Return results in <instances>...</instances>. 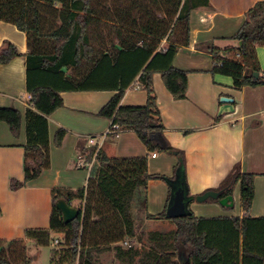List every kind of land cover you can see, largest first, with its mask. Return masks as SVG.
Returning <instances> with one entry per match:
<instances>
[{
  "label": "trees",
  "instance_id": "trees-1",
  "mask_svg": "<svg viewBox=\"0 0 264 264\" xmlns=\"http://www.w3.org/2000/svg\"><path fill=\"white\" fill-rule=\"evenodd\" d=\"M145 1L162 6L166 10L165 18H153ZM110 3L111 7H107L106 0H0V21L25 33L29 49L27 91L32 108L26 111L25 117L24 180H11L12 191L22 189L50 168L48 117L64 106V92H116L97 116L111 120V127L117 125L121 131L134 132L149 152L172 153L178 159L173 176L167 177L149 174L148 156L109 158L100 150L84 189L52 191L49 231L65 234L69 250L65 255L54 251L51 264H76L77 261L78 264H101L96 255L110 250L118 260L128 264H180L183 243L188 257L185 264H239L241 250L244 264H264V218H197L189 210L191 201L187 203L185 217H167L176 185H183L188 193L186 161L183 152L167 142L163 147L158 140L163 137L164 126L153 75L161 74L175 100L186 99L188 72L175 68L173 62L179 47L190 43L191 12L208 5V0L198 3L111 0ZM177 28L183 32L182 40L176 34ZM232 39L241 42V47L220 50L212 44L207 46L214 61L211 74L231 77L237 90L264 85L257 56V48L264 47V1L246 13L244 25ZM18 56V49L10 41L2 42L0 65ZM135 82L146 91L148 102L145 106H123L122 98ZM0 122L6 123L15 137L19 136L22 116L18 110L0 108ZM67 133L65 129L57 131L55 146L62 145ZM95 152L96 147L81 150L88 162ZM150 180L164 181L169 187V199L163 213L147 214L146 219L169 221L175 229L169 233H151L143 240L138 226ZM238 183L242 209L248 213L254 200V175L242 173L236 167L215 191L220 192V198L231 196ZM59 199L84 203L76 220L64 224L61 212L55 207ZM25 237L45 245L49 232L28 230ZM24 241L0 240V264L25 262ZM124 242L129 243L127 248ZM137 243H144L148 248L139 249L135 246ZM225 244L235 250L225 254Z\"/></svg>",
  "mask_w": 264,
  "mask_h": 264
},
{
  "label": "crops",
  "instance_id": "crops-1",
  "mask_svg": "<svg viewBox=\"0 0 264 264\" xmlns=\"http://www.w3.org/2000/svg\"><path fill=\"white\" fill-rule=\"evenodd\" d=\"M260 1L264 0H208V5L191 12L190 43L179 47L173 62L175 68L188 72L186 99L175 100L166 89L161 74L153 75L157 106L164 126L162 138L172 148L184 153L190 197L196 199L205 192L218 190L236 167L242 173L254 175V200L248 213L242 209L241 186L238 183L232 195L237 210L235 213L230 211L232 208L215 202L208 208L211 214L202 215L199 212L203 208L196 206L192 200L190 207L197 218H264V85L235 89L231 77L211 74L214 61L206 49L210 44L220 50L238 47V42L232 38L244 25L246 13ZM5 40L18 49L20 56L0 65V108L18 110L22 123L20 134L15 137L9 126L0 122V240H30L25 237L28 230L49 232L53 190H79L87 186L90 171L85 165L79 166L83 163L80 160L81 150L92 148L88 138L101 137L110 130L111 120L97 114L116 92L62 93L64 106L48 117L50 168L22 189L12 191L11 180H24L25 117L32 106L27 91L26 55L29 49L26 34L14 25L0 21V45ZM165 45L166 41H163L162 46ZM257 56L264 78V47L257 48ZM221 97L234 99L233 113L218 116ZM147 102L146 91L135 82L124 94L121 104L145 106ZM59 129L68 133L62 145L57 147L54 141ZM101 151L109 158L148 156L150 175L172 177L178 163L176 154L149 152L132 131H121L118 137L107 136ZM180 186L178 183L175 188ZM168 199L169 187L164 181L148 182L146 205L141 211L138 226V234L143 240L151 233H169L175 229L169 221L146 219L147 214L158 216L163 213L168 208ZM143 244L135 246L148 248ZM233 248L225 244L223 252L227 254L235 250ZM183 254L188 259L186 252L182 251L180 256ZM242 256L241 250L239 264H244ZM96 259L101 264H128L118 260L113 250L99 253Z\"/></svg>",
  "mask_w": 264,
  "mask_h": 264
},
{
  "label": "rangeland",
  "instance_id": "rangeland-1",
  "mask_svg": "<svg viewBox=\"0 0 264 264\" xmlns=\"http://www.w3.org/2000/svg\"><path fill=\"white\" fill-rule=\"evenodd\" d=\"M106 1L108 4L107 7H111L112 6L110 3L111 0H106ZM190 1L193 3H198L201 0H190ZM187 3H188V0H187ZM144 4L151 11L153 18H156V19H164L165 18L166 10L164 8H162V6H157V5H154L153 3H151V2L149 3L147 1H145ZM171 26H172V24L170 25V27ZM176 34H177V36L178 35L181 36V40H182L183 32H181L180 29H178V28L176 29ZM186 198H187L188 202L194 200L193 203H195L196 206L203 208V210H201L199 212V214H202V213H205L207 215L211 214V212L208 210V208H209V206L215 204V202H214L215 200L209 199L206 202L200 203L194 197H190L188 195V193H186ZM73 206L77 207L78 209H80V207H81V209H83L84 203L80 204V201L76 200L73 202ZM189 210L192 211L190 206H189ZM230 211L232 213H235L237 210L235 208H232ZM140 216L142 217V215H140ZM56 240L58 241V243H56ZM2 241L4 243L10 242V241H8V238L3 239ZM24 242H25L26 252H25V262H23L22 264H51L52 254L54 251L58 252V254L65 255L66 251L69 250L68 246H66L67 244L65 241V234L57 233V232H53V231H49L48 244L41 245V244H38L35 241L31 240V239L25 240ZM184 246H185V244L183 243L181 246L182 247L181 250L183 252H186ZM127 247L128 246H126V248ZM182 258L186 262L188 261L185 254L182 255ZM103 262H106V260L103 259ZM116 264H122V263H116Z\"/></svg>",
  "mask_w": 264,
  "mask_h": 264
},
{
  "label": "water",
  "instance_id": "water-1",
  "mask_svg": "<svg viewBox=\"0 0 264 264\" xmlns=\"http://www.w3.org/2000/svg\"><path fill=\"white\" fill-rule=\"evenodd\" d=\"M241 45L242 43L239 42L238 47H241ZM258 76L259 75L256 73L255 77L258 78ZM234 111V99L230 97H221L218 116H224L233 113ZM158 140L164 147L166 144L164 139L159 137ZM209 199L218 200V203L225 208H234V198L232 195L220 198V192L208 191L196 197V200L200 203L206 202ZM187 203L186 191L183 185H181L174 192L172 204L167 210V217L169 219H180L185 217L187 215ZM55 207L61 212L64 224H69L76 220L80 213V210L77 207L73 206L72 203H69L64 199H59L55 203ZM179 262L180 264H185L181 256L179 258Z\"/></svg>",
  "mask_w": 264,
  "mask_h": 264
},
{
  "label": "built area",
  "instance_id": "built-area-1",
  "mask_svg": "<svg viewBox=\"0 0 264 264\" xmlns=\"http://www.w3.org/2000/svg\"><path fill=\"white\" fill-rule=\"evenodd\" d=\"M120 132H121L120 128L117 125H115V126H112L110 128V130L107 132V134H105V135H103L101 137H90V138H88L89 145L92 146V147H96V152H95V155L93 156V159H92L91 162L86 161V157L84 155L80 156V160H82L83 163H85V164L80 163L79 166L82 167V166L85 165V167L90 171L91 168L93 167V164L95 162V159L97 157L98 152L101 150V146H102V144L104 142V139L107 136L118 137ZM152 156L156 157V154H153ZM80 209H81V207H80ZM56 243H58L57 240H56ZM123 245L126 247V246H129V243L128 242H124ZM78 258H77V260H78ZM76 264H78V261H77Z\"/></svg>",
  "mask_w": 264,
  "mask_h": 264
}]
</instances>
